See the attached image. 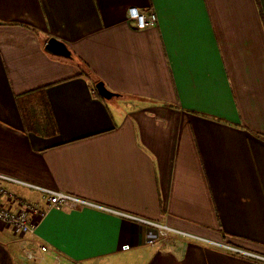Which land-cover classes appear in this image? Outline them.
<instances>
[{"label": "crops", "instance_id": "crops-1", "mask_svg": "<svg viewBox=\"0 0 264 264\" xmlns=\"http://www.w3.org/2000/svg\"><path fill=\"white\" fill-rule=\"evenodd\" d=\"M132 7L158 23L137 29ZM39 90L55 132L24 122ZM0 175L97 205L49 209L35 236L0 221V264L40 245L36 264H264L246 254L264 257V0H0ZM124 215L185 235L151 245Z\"/></svg>", "mask_w": 264, "mask_h": 264}, {"label": "built area", "instance_id": "built-area-1", "mask_svg": "<svg viewBox=\"0 0 264 264\" xmlns=\"http://www.w3.org/2000/svg\"><path fill=\"white\" fill-rule=\"evenodd\" d=\"M129 20L133 22L137 29L143 30L147 29L150 26H155L158 23V16L154 11L143 12L138 8L132 7L129 9ZM0 179L7 180L19 185L28 186L34 188L43 193V197L48 204V208H42L38 203H32L26 201L23 198L17 197L13 193H9L3 188H0V193L3 195H7L9 199L14 202H17L20 205L19 211H13L12 209L5 207L0 204V221L4 222L14 234L19 236H35L38 231L39 224L42 219L46 216L49 209H58V210H76L86 206L97 207L84 199L74 197L72 195H68L59 191L47 190L37 186H32L28 183H24L22 181H18L3 175H0ZM128 218L136 220L137 222L147 225L151 228L148 232V244L154 245L158 241L164 239L168 241L171 235H185L183 232L172 229L166 225L155 223L152 221H148L145 219H141L134 216L124 215ZM233 251L236 249L232 247H227ZM40 256L36 257V255L32 252L27 253V257L31 264H36V260L40 259L44 261V254L49 251V248L45 245H40L38 247ZM240 252V250H238ZM242 252V251H241ZM254 258H259L264 260V257H260L258 255L249 254Z\"/></svg>", "mask_w": 264, "mask_h": 264}, {"label": "trees", "instance_id": "trees-1", "mask_svg": "<svg viewBox=\"0 0 264 264\" xmlns=\"http://www.w3.org/2000/svg\"><path fill=\"white\" fill-rule=\"evenodd\" d=\"M99 82V80L95 79L94 85L96 86ZM38 94L43 97V101H39L37 104L34 97ZM101 98L104 99L103 97ZM18 105L29 132H51V130L52 132H55L56 129L52 110L48 105L44 90L30 92L19 96Z\"/></svg>", "mask_w": 264, "mask_h": 264}, {"label": "water", "instance_id": "water-1", "mask_svg": "<svg viewBox=\"0 0 264 264\" xmlns=\"http://www.w3.org/2000/svg\"><path fill=\"white\" fill-rule=\"evenodd\" d=\"M45 50L49 54L56 57L65 59L72 58V53L69 50L68 46L64 42L56 38H51L48 40L45 46ZM96 90L98 91L99 95L106 100H111L113 98L119 97V95L110 91L103 82H99L96 84Z\"/></svg>", "mask_w": 264, "mask_h": 264}]
</instances>
